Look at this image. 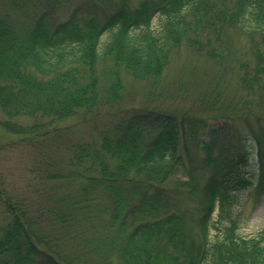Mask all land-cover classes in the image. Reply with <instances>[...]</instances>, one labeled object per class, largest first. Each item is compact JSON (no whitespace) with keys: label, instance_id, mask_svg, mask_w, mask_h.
Instances as JSON below:
<instances>
[{"label":"trees","instance_id":"trees-1","mask_svg":"<svg viewBox=\"0 0 264 264\" xmlns=\"http://www.w3.org/2000/svg\"><path fill=\"white\" fill-rule=\"evenodd\" d=\"M8 17L0 14L1 126L22 137L51 132L56 148L67 142L59 123L80 113L108 107L118 127L68 142L64 161L72 169L61 171L62 159L43 160L50 184L42 185L51 194L39 212L0 188V264H88L97 247L104 253L103 238L87 237L97 222L93 206L97 219L117 228L107 264H264V229L240 236L235 211L241 191L264 192V0H119L100 13L87 0L58 22L35 15L24 33ZM231 31L247 39L246 48L228 46ZM184 45L230 69L234 92L212 82L184 111L135 108L131 86L144 84L148 98L159 94L173 52ZM22 117L33 123L16 122ZM253 153L255 176L246 170ZM197 167L206 173L199 182ZM176 174L190 194L201 190L187 214L168 191Z\"/></svg>","mask_w":264,"mask_h":264},{"label":"rangeland","instance_id":"rangeland-1","mask_svg":"<svg viewBox=\"0 0 264 264\" xmlns=\"http://www.w3.org/2000/svg\"><path fill=\"white\" fill-rule=\"evenodd\" d=\"M98 9V13L103 10L108 11L118 5L119 0H94ZM129 5H135L139 0H125ZM87 0H0V14L6 13L9 21L20 28L22 33L32 24L35 15L47 12L50 21L58 22L65 19L70 10L75 6L83 7ZM18 8V9H17ZM159 18L154 17L151 23V28L156 30L159 27ZM107 39V34L101 38V43ZM226 42L233 50H243L246 48L247 39L235 31L228 32ZM128 79V78H127ZM212 82L217 83L219 89H224L225 92H234L235 78L230 69L222 70L213 62L206 60L203 56H199L190 51L185 45L174 51L170 60L168 69L165 72L162 84L157 88L159 94L148 98L147 87L142 89L144 84L134 83L131 86V100L135 108L150 109L159 107L164 110L184 111L191 107L195 96L200 97L209 92ZM149 88V87H148ZM136 93V94H135ZM108 107H100L97 112L80 113L74 117L68 118L59 123L63 139L67 142L56 148V140L53 133L49 132L44 135H29L22 137L11 132H8L0 124V188L16 199L22 198L24 201L34 206V211H40L44 200L51 194L49 186H43L42 183L47 182L42 172L44 169L43 160L48 158L60 160L58 168L61 171L72 169L66 167L65 159H68L69 152L66 145L76 140H87L92 136L98 135L102 131H110L114 134L117 131L118 125L114 127L109 121L111 119L107 112ZM197 113H206L198 110ZM4 115L0 109V122L4 119ZM16 122H22L26 125L33 123L32 119L19 118ZM124 122V119L123 121ZM114 127V128H113ZM200 155H196L195 161ZM255 154L249 156V161L246 170L252 175L257 174V164ZM188 163V160H186ZM48 170L54 167V164L49 163ZM188 165V164H187ZM73 169H79L74 167ZM197 171L203 173V169L197 167ZM200 177L194 179L199 182L206 173L199 174ZM182 177L179 174L173 175L167 182L168 191L173 192L174 200L177 209L181 213H189L194 210L200 199V191L198 193H189L185 187L178 182ZM54 181L53 183H55ZM67 179L63 180V184H67ZM50 184V181L47 182ZM198 187V186H197ZM196 187V188H197ZM72 189L71 187H69ZM66 188H60V191ZM199 189V188H197ZM196 192V191H195ZM50 204V203H49ZM91 210V209H90ZM238 218L240 220L237 233L242 237H258L264 229V192L260 196H256L252 187L239 193V204L235 207ZM92 215L95 218L91 222H96L95 225L88 228L87 237L92 239L94 236L103 238L100 245L104 249L101 255L100 249L97 247L95 253L98 257L89 258L88 264H107L106 257L110 255L109 239L112 238V232L117 231V228L108 223L107 218L97 219L99 209L95 206L92 208ZM217 210L212 214V220L215 221ZM6 222V215L0 204V238L1 228ZM216 236L214 228L210 230V238ZM115 257V254L112 255ZM96 259V262H95ZM114 261L113 259L111 260Z\"/></svg>","mask_w":264,"mask_h":264}]
</instances>
